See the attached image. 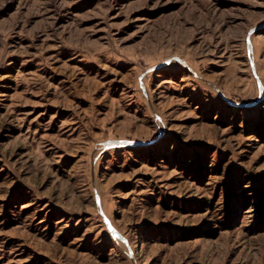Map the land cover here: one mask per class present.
<instances>
[{"label": "rangeland", "instance_id": "374dc122", "mask_svg": "<svg viewBox=\"0 0 264 264\" xmlns=\"http://www.w3.org/2000/svg\"><path fill=\"white\" fill-rule=\"evenodd\" d=\"M0 264H264V0H0Z\"/></svg>", "mask_w": 264, "mask_h": 264}]
</instances>
